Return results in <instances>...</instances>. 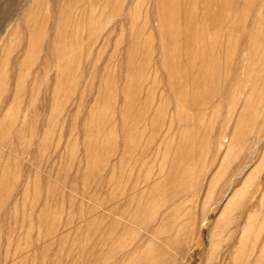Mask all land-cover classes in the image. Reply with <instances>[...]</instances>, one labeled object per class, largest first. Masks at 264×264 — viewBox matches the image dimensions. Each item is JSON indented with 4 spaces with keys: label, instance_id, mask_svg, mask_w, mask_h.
<instances>
[{
    "label": "rangeland",
    "instance_id": "rangeland-1",
    "mask_svg": "<svg viewBox=\"0 0 264 264\" xmlns=\"http://www.w3.org/2000/svg\"><path fill=\"white\" fill-rule=\"evenodd\" d=\"M0 264H264V0H0Z\"/></svg>",
    "mask_w": 264,
    "mask_h": 264
}]
</instances>
